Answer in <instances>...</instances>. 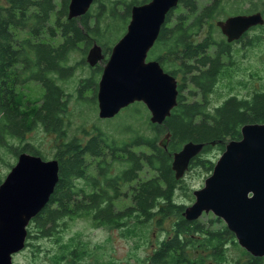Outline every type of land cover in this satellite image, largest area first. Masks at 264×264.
<instances>
[{
	"label": "trees",
	"instance_id": "16d2710c",
	"mask_svg": "<svg viewBox=\"0 0 264 264\" xmlns=\"http://www.w3.org/2000/svg\"><path fill=\"white\" fill-rule=\"evenodd\" d=\"M150 1L94 0L85 15L69 19L70 0H0V151L45 158L25 143V137L39 127L58 140L53 158L59 163V182L31 221L26 244L34 237L32 224L39 235L49 237L66 219L89 217L96 226L132 235L136 230L130 228L131 222L143 232L154 223L164 234L142 264H264V257L239 245L221 218L209 213L187 220V205L176 197L180 191L195 200L172 169L175 152L189 142L204 144L190 169L210 174L215 163L204 153L216 147L224 152L229 142L241 140L244 125L264 123V92L251 98L231 94L212 105V93L240 67L237 54L243 52L216 25L226 6L223 0L202 8L198 0H179L166 16L148 54V60L158 61L178 81V103L163 124L152 123L145 105L135 103L104 120L112 128L95 124L88 129L83 124L79 135L71 133V98L76 96L82 106L97 104L96 80L104 67L88 66L89 50L97 43L105 57L110 56L127 31L132 8ZM254 12L258 5L252 1L246 14ZM246 44L257 45L252 37ZM74 53L82 57L72 64ZM86 65L91 75L77 82L74 93L67 92L65 83ZM167 134L164 148L161 142ZM126 200L130 205L118 208ZM167 223L171 227L166 234ZM76 245L70 253L77 260Z\"/></svg>",
	"mask_w": 264,
	"mask_h": 264
},
{
	"label": "water",
	"instance_id": "95a60500",
	"mask_svg": "<svg viewBox=\"0 0 264 264\" xmlns=\"http://www.w3.org/2000/svg\"><path fill=\"white\" fill-rule=\"evenodd\" d=\"M94 0H70L68 18L85 15ZM179 0H151L132 8L126 33L114 45L98 83L99 118L116 117L122 110L142 102L150 121L163 124L178 103V81L156 60H148L167 14ZM264 23L261 13L237 15L216 25L229 43L250 27ZM105 58L95 43L86 61L95 67ZM242 138L231 141L214 166L195 200L186 207L187 220L213 213L235 234L239 245L255 257H264V123L246 124ZM170 134L161 142L167 148ZM204 148L189 142L173 155L177 179L184 177L191 161ZM59 182V163L23 152L0 185V264H14L24 250L28 226L49 202Z\"/></svg>",
	"mask_w": 264,
	"mask_h": 264
},
{
	"label": "rangeland",
	"instance_id": "374dc122",
	"mask_svg": "<svg viewBox=\"0 0 264 264\" xmlns=\"http://www.w3.org/2000/svg\"><path fill=\"white\" fill-rule=\"evenodd\" d=\"M198 1L201 8L212 2V0ZM252 1L258 5V12L250 14L260 13L261 11L264 14V0L261 2L259 0H223L222 3H225L226 6L222 8L219 20H225L233 16L236 12L238 14H246V11L252 5ZM258 25H255L248 34V37L255 38L257 45L252 46L250 50L237 54L238 61L241 62V65L235 71L230 72L231 76L223 79L216 87L211 95L213 106L219 105L231 94L251 98L255 92H264V23ZM221 34L226 38L222 32ZM238 48L242 49L241 47ZM81 57L82 55L80 53H74L72 55V64L79 61ZM108 57L105 58L107 59ZM99 63L102 67L106 64L104 60ZM88 66L90 67L89 64ZM89 67L86 65L85 68L79 67L74 71V75L65 83L67 92L74 93L77 82L91 75V69ZM100 76L98 75L96 81L99 82ZM36 91L41 92V88L37 87ZM87 95L90 96L92 93L88 92ZM75 97L73 96L71 98L68 110L72 125L71 133L79 135V128L83 124L88 129L95 124L105 129L111 127L107 121L99 118L97 104L82 106L76 103ZM125 113L123 114L127 115ZM148 114L150 120L151 114L149 111ZM25 143L31 144L42 152L43 157H45L43 158L44 160H51L54 159L53 155L55 154L58 140L55 134L50 135L42 127H39L25 137ZM222 153L216 147L208 153H204L203 156L210 157L216 164ZM0 157L3 158V160L0 159V178L4 180L11 170L9 166H14L17 163L18 157L7 150H1ZM211 175L212 173L208 174L200 168L190 169L189 167L181 179H184V183L190 187L194 197V191L203 188L206 179ZM176 197L179 202L185 203L187 206L192 205L194 202L190 201L180 191ZM128 205H130V200L119 204L118 208L123 209ZM63 222L64 220L61 221V223ZM32 227L34 229V237L29 240V244H26L24 250L14 256V264H142L152 254L157 245L158 238L161 234H164L159 232L154 223L149 225L143 232L141 226L131 222L130 228L136 230V233L132 235L129 234L128 230L96 226L89 217L76 218L74 220L66 219L65 223L59 227V230L55 231L56 234L49 237L39 235V230L33 224ZM170 227V223L165 225L166 234ZM73 245L78 246L76 248L79 249V251L77 249L75 251L79 256L77 260L76 257L74 259L71 258L70 252L75 249L72 247ZM235 256L238 257L239 253L237 252Z\"/></svg>",
	"mask_w": 264,
	"mask_h": 264
},
{
	"label": "flooded vegetation",
	"instance_id": "af4514ba",
	"mask_svg": "<svg viewBox=\"0 0 264 264\" xmlns=\"http://www.w3.org/2000/svg\"><path fill=\"white\" fill-rule=\"evenodd\" d=\"M263 16V19H264V14H263V11L260 12ZM237 15H250V14H234L233 16H237ZM232 17V16H231ZM257 26V25H256ZM259 26V25H258ZM255 26H252L250 27L239 39L235 40L232 42V44H238L240 45L241 47H243V52H245L246 50H250L252 46H246V39H251L250 37H248L249 35V32L252 31V29L254 28ZM246 35V36H244ZM243 41V42H242ZM246 44V45H245ZM242 52V53H243Z\"/></svg>",
	"mask_w": 264,
	"mask_h": 264
}]
</instances>
